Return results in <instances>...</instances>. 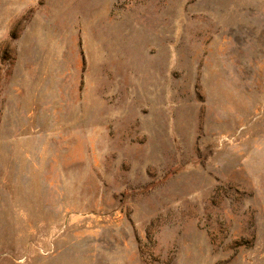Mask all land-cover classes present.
I'll return each mask as SVG.
<instances>
[{
    "label": "rangeland",
    "instance_id": "374dc122",
    "mask_svg": "<svg viewBox=\"0 0 264 264\" xmlns=\"http://www.w3.org/2000/svg\"><path fill=\"white\" fill-rule=\"evenodd\" d=\"M0 264H264V0H0Z\"/></svg>",
    "mask_w": 264,
    "mask_h": 264
}]
</instances>
